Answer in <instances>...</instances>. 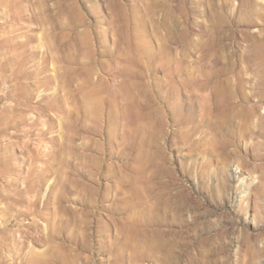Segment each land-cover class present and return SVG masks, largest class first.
I'll list each match as a JSON object with an SVG mask.
<instances>
[{
	"label": "rangeland",
	"instance_id": "rangeland-1",
	"mask_svg": "<svg viewBox=\"0 0 264 264\" xmlns=\"http://www.w3.org/2000/svg\"><path fill=\"white\" fill-rule=\"evenodd\" d=\"M19 1L27 46L0 26L7 264H264V105L244 114L264 101V0ZM239 75L248 105L211 124L247 141L221 164L217 127L188 138L187 82Z\"/></svg>",
	"mask_w": 264,
	"mask_h": 264
},
{
	"label": "bare ground",
	"instance_id": "bare-ground-1",
	"mask_svg": "<svg viewBox=\"0 0 264 264\" xmlns=\"http://www.w3.org/2000/svg\"><path fill=\"white\" fill-rule=\"evenodd\" d=\"M20 5L21 4L19 0H0V6L5 9L2 16L5 17V22L0 24V26H4L2 31L8 29L7 33H14L16 31H19L23 36L25 35L24 37L26 39L20 43V46L26 47L28 44V36L31 33V29H29V26H26V24L29 22L30 18L27 17L26 13ZM15 25H18V27L14 28ZM1 38H3V36H1ZM5 43L6 42H4V40L0 39V48L1 46L4 47ZM255 43L259 51H261L262 55L264 56V39H259ZM208 80V78L206 80L203 76L198 79L190 77L187 82V133H189L188 138H190V134L193 132L195 133L201 131V134L205 133V131L203 130L205 127L211 129L212 132L215 131L214 128L217 126L215 124H211L212 117L214 115H222L221 117H223L229 111L231 113V110L234 108V106H241L242 108V106L244 105L247 106L250 101V96L245 92V83L243 81L242 76L239 75L232 86L224 87H216L217 85L215 83H212ZM211 84H214V87L217 88L218 93H216V96L214 97L212 102L198 104V109H196L194 105V99H201L203 92L207 90L208 86ZM263 105L264 101L262 100L259 101L256 105H249L245 109L244 114H246V117H248V119L254 118L257 116L258 109ZM206 118L208 120H206ZM217 128L219 130H216L214 132L215 137L213 138V143H211L212 147L210 148V150L215 155L216 159L221 162V164H226L228 161V157L230 155L235 156L238 152V149L241 148L242 143L247 141V133L245 132L246 130L244 131L241 129V132L238 131L237 133L230 135L224 132L225 130H221V128L219 127ZM231 175L234 177L236 174L232 171V174L230 172V176ZM226 178L228 180L230 177L226 176ZM228 181L230 182V180ZM253 182L254 179L251 180V183ZM223 187H225V184H223ZM240 192L243 194L247 193V188H240ZM4 231L5 229H2L0 225V234H2ZM65 234L66 232L64 231L61 239H63L64 241H68V236ZM76 243L81 244V242L79 241H76ZM61 246L62 248L65 247L64 244ZM64 255L65 250L62 253V256L64 257L63 259H65L66 257ZM0 264H7L6 260H4V257L1 254V251Z\"/></svg>",
	"mask_w": 264,
	"mask_h": 264
}]
</instances>
